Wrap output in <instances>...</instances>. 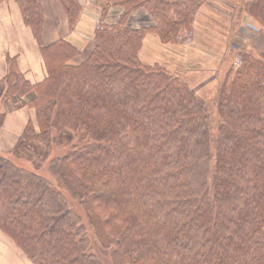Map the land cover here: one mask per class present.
<instances>
[{
	"label": "trees",
	"instance_id": "trees-1",
	"mask_svg": "<svg viewBox=\"0 0 264 264\" xmlns=\"http://www.w3.org/2000/svg\"><path fill=\"white\" fill-rule=\"evenodd\" d=\"M15 1L45 76L31 83L7 56L0 95L30 114L0 151V233L32 264H106L87 229L109 264H264V51L244 42L237 67L198 84L215 86L213 127L199 89L139 56L146 33L192 31L203 0H110L79 64L65 39L43 44L39 0ZM59 1L73 26L78 1ZM241 5L264 29V0Z\"/></svg>",
	"mask_w": 264,
	"mask_h": 264
},
{
	"label": "crops",
	"instance_id": "crops-1",
	"mask_svg": "<svg viewBox=\"0 0 264 264\" xmlns=\"http://www.w3.org/2000/svg\"><path fill=\"white\" fill-rule=\"evenodd\" d=\"M39 1L42 10L41 39L43 44L48 45L59 39H65L79 50L78 54L69 60V63L79 64L85 60L95 44L94 32L97 27L98 14L111 1L77 0L80 12L73 26L70 25L68 15L59 0ZM215 10L218 12L212 21L214 20L219 26L222 25V29L225 30L217 29L218 33L217 31L211 33V38L214 33L217 36V43L214 42L212 48L205 43L196 44L198 43L197 39L203 37L202 35L199 37V33H194V43L191 46L183 45L179 47L173 43L162 42L158 36L149 32L142 39L140 56L146 58V54L156 52L160 56L162 51L168 47L173 51L172 56L180 57L186 54L192 56L193 60L189 59L188 61H182L174 57L173 63L175 62L174 65L179 68L197 70L200 72L201 77L207 75V72L217 71L220 65L219 62L222 61L223 63L225 60V54L224 50H219L216 45L219 44V46L223 45L222 47H224V42L228 38V30L226 29H228V24L231 22V17L225 13L224 9L214 8L212 11ZM246 22L249 26H260L258 21L251 16L246 18ZM196 26L198 27L197 24ZM214 26L215 24L213 28ZM245 43L255 51H264V29L254 31V34L246 39ZM7 56L16 57L19 69L31 83L40 81L45 76L44 64L36 41L30 28L24 24L20 8L15 0H0V94L2 92V80L8 67ZM216 56L221 60L216 61L217 59H214ZM201 77L198 80L204 78ZM0 111L5 115L0 127V145L3 146L1 150H7L14 144L20 131L23 130L30 111L27 106H16L14 99L2 95H0ZM0 264H32V262L8 238L0 233Z\"/></svg>",
	"mask_w": 264,
	"mask_h": 264
},
{
	"label": "rangeland",
	"instance_id": "rangeland-1",
	"mask_svg": "<svg viewBox=\"0 0 264 264\" xmlns=\"http://www.w3.org/2000/svg\"><path fill=\"white\" fill-rule=\"evenodd\" d=\"M247 0H203L201 5H198V7L196 8V11L194 13V17H193V29L192 31H182L180 34V37H178V40L173 42V44L178 45L179 47H182L183 45H187V46H191L194 42L193 37H194V33H199V37H201V35L203 36L202 38L197 39L198 43L196 44H201V43H205L208 44L211 48L213 47V43H217V36L214 34H212V38H211V33L216 32L218 33L217 28L215 27V29L213 28V25L215 24V21L212 19L215 18L216 13L218 12L217 10L212 11L214 8L215 9H220L225 11L226 14H229V17H231V22L228 24V38L227 40L224 42V47L219 46V44L216 45V48H218L219 50H224V54H225V60L220 61L219 62V68H217V78L218 80H222L223 77L225 76V74L227 73V71H230L232 69V67H237L239 65L238 60L240 58L239 54V49L243 46L244 42L246 41V38H242L244 36L247 37V39H249L253 34L254 31H252L253 29L249 26V28L246 27H241L242 24L244 23V19L246 17H249V15H246V12H244V7L243 5H241V3H244ZM140 13V12H139ZM222 13V11H221ZM142 22V21H140ZM196 24L198 25V27L196 26ZM211 24V26H210ZM219 29V27H218ZM243 29V32L240 34H237V32L240 33V31ZM255 29V28H254ZM223 31L225 29H222ZM244 35V36H243ZM207 36V37H206ZM210 38H209V37ZM205 38V39H204ZM201 39V40H200ZM196 40V39H195ZM215 46V45H214ZM221 48V49H220ZM224 48V49H223ZM140 51V50H139ZM156 52V51H155ZM157 53V52H156ZM156 53H148L145 55L146 58H148V60H146V58H143L142 56H140V52H139V56L140 58L146 62V63H157L161 66H163L167 72L171 73L172 75L178 76L179 78H181L182 80H185L186 82H188L192 87L199 89L198 91H200L201 89L198 87V84H200L202 82V80H204L206 77H209V75L211 76V74H209L210 72H207V75H202L203 77H201L200 72L199 71H194L191 68H179L176 65H174L173 63V58H177L179 60L182 61H188L189 59H192L191 55H179L180 57L177 56H172V49H169L168 47L162 51V54H160V56H158ZM214 59L216 61L221 60V58L219 57H214ZM238 64V65H237ZM18 65V64H17ZM21 71V70H20ZM22 72V71H21ZM199 77L203 78L201 80H198ZM207 88H204L202 91L198 92L199 94L203 95L202 97H204L205 99H209L210 101L208 102V104H210V110H211V114H212V118H213V127H216V125L218 124V119L219 117L216 114V110H215V106L213 105V100L214 98H208L210 96V94L214 93L215 91V86H206ZM33 145V144H32ZM36 146V144L34 145V147ZM68 144H65L62 147H57L54 146L53 147V151L51 156L53 155H60L62 154L65 149L67 148ZM3 147L2 145H0V151H4L1 150ZM37 151L39 149H41L39 146L36 147ZM8 157H10L15 163L19 164L20 166H24L28 169H32V165L30 164L29 161H27L25 158H20V157H15L14 155H12L11 153H7L6 154ZM46 161L43 164V167L40 168V172L49 177L47 171H46ZM68 201H69V205L70 207L80 216L81 220L84 221V212L83 209L81 208V206L78 204V202L74 199H71L68 197ZM87 237L90 241V251L92 253H94L96 256H98L104 263L109 264L108 260V254L107 251L102 249L100 244L98 243V241L95 239L93 233L87 229ZM11 242V241H10ZM12 243V242H11ZM14 245V244H13ZM12 256H14V254H12Z\"/></svg>",
	"mask_w": 264,
	"mask_h": 264
}]
</instances>
